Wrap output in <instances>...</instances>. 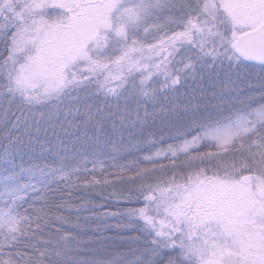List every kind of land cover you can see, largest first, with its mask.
Wrapping results in <instances>:
<instances>
[{
    "label": "snow or ice",
    "instance_id": "1",
    "mask_svg": "<svg viewBox=\"0 0 264 264\" xmlns=\"http://www.w3.org/2000/svg\"><path fill=\"white\" fill-rule=\"evenodd\" d=\"M0 264H264V0H0Z\"/></svg>",
    "mask_w": 264,
    "mask_h": 264
}]
</instances>
